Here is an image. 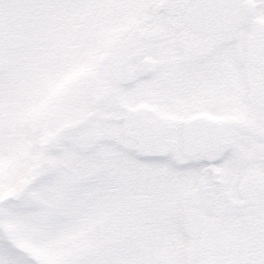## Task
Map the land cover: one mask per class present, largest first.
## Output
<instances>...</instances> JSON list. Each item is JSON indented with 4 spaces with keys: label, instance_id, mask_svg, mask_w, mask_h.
<instances>
[{
    "label": "snow or ice",
    "instance_id": "obj_1",
    "mask_svg": "<svg viewBox=\"0 0 264 264\" xmlns=\"http://www.w3.org/2000/svg\"><path fill=\"white\" fill-rule=\"evenodd\" d=\"M0 264H264V0H0Z\"/></svg>",
    "mask_w": 264,
    "mask_h": 264
}]
</instances>
